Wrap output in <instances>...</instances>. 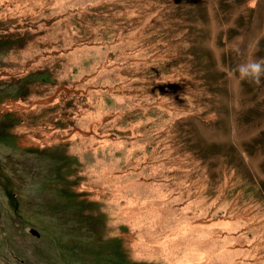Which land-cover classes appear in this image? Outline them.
<instances>
[{"label":"rangeland","instance_id":"374dc122","mask_svg":"<svg viewBox=\"0 0 264 264\" xmlns=\"http://www.w3.org/2000/svg\"><path fill=\"white\" fill-rule=\"evenodd\" d=\"M248 58L264 0H0V264H264Z\"/></svg>","mask_w":264,"mask_h":264},{"label":"clouds","instance_id":"9594fccd","mask_svg":"<svg viewBox=\"0 0 264 264\" xmlns=\"http://www.w3.org/2000/svg\"><path fill=\"white\" fill-rule=\"evenodd\" d=\"M241 80H248L250 83L259 85L264 78V59L248 58L233 69ZM231 75V74H229Z\"/></svg>","mask_w":264,"mask_h":264}]
</instances>
